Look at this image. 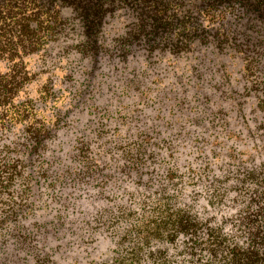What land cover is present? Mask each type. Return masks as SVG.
Returning <instances> with one entry per match:
<instances>
[{
  "label": "trees",
  "instance_id": "1",
  "mask_svg": "<svg viewBox=\"0 0 264 264\" xmlns=\"http://www.w3.org/2000/svg\"><path fill=\"white\" fill-rule=\"evenodd\" d=\"M117 17L124 23L113 29ZM163 56L185 61L174 84L161 88L164 96L144 85L143 74L145 66L160 68ZM233 57L243 91L254 98L252 116L234 104L241 144L226 142L227 112L212 98L219 86L238 98L227 61ZM103 69L121 80L123 94L133 90L165 111L142 127L136 114L124 120L123 106L115 107L76 129L69 113L103 96L80 88ZM58 83L73 88L64 109L53 104ZM47 101L51 116L43 112ZM119 117L126 128L110 129L98 153L89 127ZM60 128L74 140L62 169L44 157ZM33 176L47 181L56 202L66 186L97 187L100 211L87 205L84 217L71 197L62 203L63 211L71 204L68 229L106 226L118 238L117 252L92 264H264V0H0L1 226L10 215L17 220ZM67 215L57 214L55 230ZM10 237L21 250L33 245L27 231ZM46 255L36 261L45 263Z\"/></svg>",
  "mask_w": 264,
  "mask_h": 264
},
{
  "label": "rangeland",
  "instance_id": "2",
  "mask_svg": "<svg viewBox=\"0 0 264 264\" xmlns=\"http://www.w3.org/2000/svg\"><path fill=\"white\" fill-rule=\"evenodd\" d=\"M123 23L124 21H121V19L117 17L114 20L113 26L111 28H119V26H121ZM236 58L237 57H233L232 61H230L231 59L227 58V61L229 62V64H231L232 69L235 70L231 72V78H233L236 82L235 88L237 90L236 94L238 98L234 99L228 92H220V86L217 92L213 93L212 98L215 100L213 104L215 108L216 105H218V108L222 107V112H227V114L225 115V118H227V128H231V130L225 135L226 137H228L226 142L229 143L233 140L238 144H241V141L244 140V138L242 135H236L237 129H239V125L237 124V120L239 119V116L237 115L239 113L236 112L237 107L234 106V104L241 102L243 105V111H245L246 115L252 116L253 113L250 112V108L254 106V98L248 96V94H246V92L243 91V88L241 87L244 77L240 79L239 75L237 74L239 73L237 72L239 60ZM184 63V60L173 61L169 57L163 56L161 58V62L159 63L160 68L155 67L154 69L151 66L143 67V63L141 62L140 66L141 68L143 67V74L146 75L144 85L151 86L150 90L153 94L163 93L164 96L165 92L167 93V91L163 90L162 92L161 88L164 85H166L167 87L169 84L170 86L171 84H174L176 77L179 76V73H181V66ZM80 65L82 66V64ZM80 71L81 67L77 69L78 75ZM57 74L58 79L61 80V76L64 74V72H61L59 69L57 70ZM156 75L157 78L161 79H159V81H157L156 79V82L153 83L150 82ZM116 78L117 76L114 74L112 75V77H110L108 71L106 69H103V71L99 73L95 79L82 84L80 90L85 85H89L92 91L94 90L96 94L103 96L98 97V99H96L95 101L93 100L89 102V105L87 104L83 112L77 111L80 109L79 107L78 109H74L73 112L69 113V115H74V118L78 119L76 129L80 127L79 125L83 120L84 122L87 119L91 120L92 118L96 120L98 119L99 115L104 112V110H111L115 107L118 109L120 106H123L121 107L118 114L123 117L124 120H126L124 117L125 114L127 116H129L130 114H136V116L139 118V122L137 123V125L142 127H148L152 121V116L160 115L165 111L166 107L164 108L161 103H156L155 101L152 103V105H150L149 101L146 100V96L143 95L138 97L136 96V92L133 90L126 94H123L121 90L122 82L120 79ZM76 79L78 81L80 80L79 77H77ZM60 84L61 83H58L57 85V88H60V91L54 95L53 104L57 105L61 109H64L67 106L69 107L68 99L72 95L71 90L73 91V88L69 87L68 83H63L61 85ZM132 93L134 96H131ZM155 98L157 101H160V97ZM51 104L52 102L49 103L47 101L43 108V112L46 116H51V111L53 110V108L50 107ZM189 106L190 102L185 106V111L187 113L191 111L189 109ZM135 108H137V111L134 110ZM209 110H212V108H209L208 111ZM74 111L76 112L74 113ZM187 113L183 111V115H187ZM120 119L121 118L119 117L112 120V122L107 124L106 126H102L106 129L103 133L102 127L99 126L98 128H95L98 121L94 122L89 127V129H91V132L87 134V136H91L92 139L96 138L94 141V149L98 153L101 154L102 152V146L100 145L99 141H103L105 140V138H110L109 132L112 129L116 131L120 128V125L117 122L120 121ZM126 126L127 124L121 125V128L119 130H124ZM89 129L83 131H89ZM210 130L213 131L214 134L218 133V131L214 130L213 128ZM58 131L60 134L59 138H56L51 145L47 146L48 149L44 152V157L46 158V160H48V162H51V160L53 159L52 163H58V166L56 167L62 169V166L65 167L68 157L72 155V150L74 149L72 143L74 142V140L71 137L72 135L70 134V132L69 134L67 132L61 134V131H63L61 128L57 130V132ZM95 131L99 132L98 136L96 137H94ZM78 133L80 134V131ZM207 133L208 131L200 132V136H203V140H205V135H207ZM220 134L222 135L223 132ZM55 143H58V145H56ZM125 168L126 167H124L123 169ZM126 174L125 176L129 178H135V174L132 170H127ZM29 180L32 184V189L28 191L26 195H23L22 201H24V204H22L17 212V220H13V215H10L6 218L7 222L1 223L3 224L2 226L0 225V240L2 238L6 239L4 243L0 241V262L4 260L10 264H92L108 256H112V254L117 252L116 241L118 240V238L111 232V229H107L106 226H101L93 230H91L87 224L84 227L80 228L70 226L72 231L67 228L71 224L66 221L69 218L67 214H69V211L71 210V204L67 209L63 211L62 203L65 200L64 197H71V200L74 201V209L78 208V204L81 205V208L84 207L85 217V209L87 205V209L90 210V212H93L96 209L100 211V206H104L101 203V200H98V198L95 199V193L94 191H92L97 187L85 191L80 190L79 188L66 186L64 187L61 196H56L59 198V202H56L55 196L51 195L50 187L46 183L47 181L43 182L42 179L38 181V177L35 176L30 178ZM128 182H132V180H129ZM189 189L190 187L188 186L185 192H187ZM126 196L127 194L123 195V197ZM74 197H76V199H74ZM131 201L134 207L140 206L139 208H141L142 203L139 199V196H134ZM1 212L2 211L0 208V213ZM57 214H61L62 216L63 214L67 215L65 223H63L62 226L59 227V230H55L56 228L54 227L56 221L60 222V219L57 218ZM90 216L91 213L88 214V217ZM16 225H18L19 228L16 227L15 229L14 226ZM17 229L18 231L20 229V232L22 233L24 231H27V233L29 234L31 245H33L32 247H29L28 250H21L18 247V243L16 244L15 241L13 243H10L12 240H14L13 237H10V234L15 233ZM26 250L27 252H25ZM13 252H16L17 254L15 255ZM44 252L48 257V259L43 258V260H46V262L40 263L36 261V255H44ZM51 259H56L57 262H52L50 261ZM40 261H42V258L40 259Z\"/></svg>",
  "mask_w": 264,
  "mask_h": 264
}]
</instances>
